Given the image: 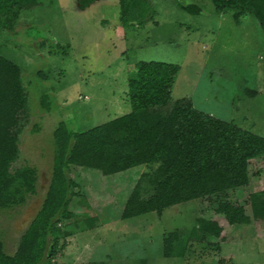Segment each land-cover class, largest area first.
<instances>
[{"label":"rangeland","instance_id":"obj_1","mask_svg":"<svg viewBox=\"0 0 264 264\" xmlns=\"http://www.w3.org/2000/svg\"><path fill=\"white\" fill-rule=\"evenodd\" d=\"M153 18L122 26L117 0H36L18 11L13 31L0 29V56L15 63L27 91L19 113L18 153L13 167H35V194L23 205L0 210L4 251L38 208L49 180L50 133L59 121L71 130L87 129L130 109L126 79L137 60L178 64L170 98L189 97L192 106L264 138V34L249 16L233 22L214 14L210 0H150ZM200 9L190 14L179 4ZM46 39L40 45L41 39ZM48 41H51L49 44ZM57 43V44H56ZM47 71L41 79L37 71ZM48 96L49 108L39 103ZM155 164H139L105 175L70 167L72 217L60 221V238L51 264H264V225L252 217L249 195L264 196V154L247 162L248 181L207 198H195L123 217L125 200ZM222 202L240 205L248 223L229 224L216 212ZM88 218L92 226L86 227ZM199 218L214 220L219 234L192 231ZM174 233L169 254L162 239Z\"/></svg>","mask_w":264,"mask_h":264},{"label":"trees","instance_id":"obj_2","mask_svg":"<svg viewBox=\"0 0 264 264\" xmlns=\"http://www.w3.org/2000/svg\"><path fill=\"white\" fill-rule=\"evenodd\" d=\"M36 0H0V29L13 31L18 11ZM79 8L94 0H75ZM214 14L230 15L233 22L249 16L264 34V0H210ZM122 26H141L153 18L150 0H117ZM190 14L199 13L193 3L179 4ZM46 39H41L44 45ZM49 44L51 41H48ZM57 44V43H56ZM178 64L157 60H137L126 79L130 109L98 125L82 130L69 129L59 121L50 133L49 180L40 204L19 235L13 252L3 248L0 234V264H51L60 238L69 233L60 221L72 217L68 209L74 195L70 167H85L105 175L139 164H155L143 176L147 186L133 188L125 200L122 216L160 211L172 204L207 198L248 181L247 162L264 154V138L232 123L195 109L189 97L170 98ZM47 71H37L45 79ZM39 103L49 108L48 96L39 94ZM27 91L18 66L0 56V210L23 205L35 194L36 170L12 163L17 158L19 113L25 110ZM252 217L264 225V196L249 195ZM229 224H245L249 218L238 204L220 203ZM88 218L86 227H91ZM192 231L217 236L214 220L199 218ZM174 233L162 239L163 253L169 254ZM49 250V255H48Z\"/></svg>","mask_w":264,"mask_h":264},{"label":"water","instance_id":"obj_3","mask_svg":"<svg viewBox=\"0 0 264 264\" xmlns=\"http://www.w3.org/2000/svg\"><path fill=\"white\" fill-rule=\"evenodd\" d=\"M48 255H49V250H48Z\"/></svg>","mask_w":264,"mask_h":264}]
</instances>
